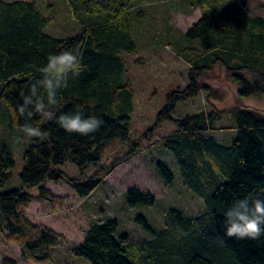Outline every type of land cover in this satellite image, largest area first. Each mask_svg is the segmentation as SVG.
Here are the masks:
<instances>
[{"label":"trees","instance_id":"1","mask_svg":"<svg viewBox=\"0 0 264 264\" xmlns=\"http://www.w3.org/2000/svg\"><path fill=\"white\" fill-rule=\"evenodd\" d=\"M71 1L84 31L58 38L47 32L54 18L42 13L34 1L0 0V104L6 108L12 134L20 141L25 137L19 129L26 122L48 133L42 140H31L20 180L28 188H39L40 200L50 202L59 198L46 188L48 183L65 181L79 198H88L142 147L140 141L131 142L134 90L121 57L123 52L131 54L138 49L131 36L132 0ZM198 1L203 15L184 33L191 46L178 54L190 66L189 84L167 95L166 107L148 132L175 123V132L157 144L173 153L184 184L204 201L207 210L200 217L187 219L181 211L171 209L160 233L140 215L137 223L151 238L139 242L119 234L118 220L93 223L83 243L73 248L75 258L91 264H264V236L257 240L229 238L224 226L225 213L235 200L249 194L264 199V111L241 104L230 111L172 118L177 104L197 99L202 92L210 99H225L204 82L218 67L237 87L240 102L264 97V18L246 10L249 0ZM80 9L84 14H79ZM66 49L83 54L84 71L59 91L51 110L58 117L79 108L85 117L100 118L101 128L88 136L66 132L55 118L37 115L26 121L17 110L23 97L30 95L31 83L39 79L47 57ZM225 116H230L231 133L235 134L230 146L214 137ZM114 142L123 149L110 165L104 153ZM67 162L78 167L82 176L91 168L94 172L83 179L69 178L60 168ZM156 164L165 183L173 186L172 171L161 161ZM15 167L12 153L0 145V188L8 185ZM127 197L131 208L156 202L155 196L135 189L128 190ZM32 200L24 189L0 193V235L19 246L26 261L54 264V251L66 243L56 232L30 223L25 211ZM2 264L17 262L6 258Z\"/></svg>","mask_w":264,"mask_h":264},{"label":"rangeland","instance_id":"2","mask_svg":"<svg viewBox=\"0 0 264 264\" xmlns=\"http://www.w3.org/2000/svg\"><path fill=\"white\" fill-rule=\"evenodd\" d=\"M29 1H34L42 13L54 18L53 24L47 28V32L52 36L74 37L84 31L83 23L74 16L71 0ZM226 1L230 0H224V3ZM92 2L95 4L101 1ZM131 4V15L134 18L131 36L138 49L131 54L123 52L121 57L125 60L127 79L134 90V112L130 115L131 142L140 141L142 147L136 151L134 158L125 161L107 176L105 183L91 196L81 199L65 181L59 184L51 182L46 188L59 199L57 202H50L40 200L39 188H28L22 183L20 174L25 165L23 157L33 138L20 141L17 135L12 134L6 108L0 104V145H5L16 161L13 177L7 186L0 188V193L24 189L33 196V202L25 211L30 223L56 232L66 243L54 251V264H91L84 259L75 258L72 250L83 243L93 223L118 220L119 234L130 235V240L139 242L151 238L137 223L140 215L160 233L165 229L171 209L181 211L187 219L200 217L207 210L204 201L184 184L180 166L173 153L157 144V141L175 132V123L170 121L153 131L154 133L148 132L155 127L158 114L166 107L167 95L178 89H185L189 84L190 66L187 60L178 54L191 46L184 33L203 15L200 1L132 0ZM246 10L255 17L264 18V0H249ZM84 12L80 9L79 14ZM209 76L208 80L203 81L224 94L225 99H210L202 92L197 99L177 104L172 115L173 120L214 110L230 111L241 104L264 111V97L259 100L243 99L240 102L237 87L227 80L222 68L218 67ZM232 125L230 116H225L218 124L221 131L214 136L218 143L225 146L232 144L235 137V134L231 133ZM122 149L123 145L118 142L107 148L104 155L106 159L111 160L110 165ZM158 161L164 163L175 175L173 186H168L159 174L156 164ZM60 168L72 179L90 177L94 172L91 168L82 176L78 167L70 162ZM130 189L139 190L144 194L150 193L156 197L155 204L131 208L127 197V191ZM6 258H14L17 264H34L23 258L18 245L8 243L0 235V264Z\"/></svg>","mask_w":264,"mask_h":264},{"label":"clouds","instance_id":"3","mask_svg":"<svg viewBox=\"0 0 264 264\" xmlns=\"http://www.w3.org/2000/svg\"><path fill=\"white\" fill-rule=\"evenodd\" d=\"M82 61L83 54L78 49L50 54L47 63L39 69V79L31 83L30 95L24 96L23 103L17 106L19 115L26 121L37 115L47 120L55 118L59 127L68 133L88 136L97 132L103 121L95 115L85 117L77 108L57 117L51 110L57 104L59 91L66 89L70 79L78 78L84 71ZM19 131L25 138L42 140L48 135L41 127L27 122L20 126ZM224 226L225 235L229 238L257 240L264 236V199L249 194L235 200L225 213Z\"/></svg>","mask_w":264,"mask_h":264}]
</instances>
